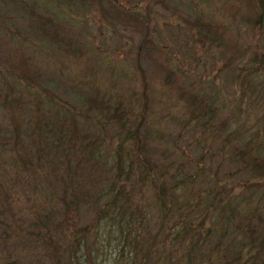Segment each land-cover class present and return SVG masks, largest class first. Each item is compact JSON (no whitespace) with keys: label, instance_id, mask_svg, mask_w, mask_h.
<instances>
[{"label":"rangeland","instance_id":"1","mask_svg":"<svg viewBox=\"0 0 264 264\" xmlns=\"http://www.w3.org/2000/svg\"><path fill=\"white\" fill-rule=\"evenodd\" d=\"M256 4L257 0H0V264H67L73 234L93 221L90 201L104 181L101 171L85 165L83 154L69 159L71 167L86 166L75 173L74 199L62 189L66 178L57 182L47 166L48 182H32L13 159L12 125L3 111L6 102L23 134L35 113L44 115L45 122H57V110L69 111L78 120L83 142L99 135L96 158L103 171L118 129L108 119L112 109L128 112L126 119L135 125L144 110L139 125L145 127L148 155L166 179L174 178L168 182L171 187L197 168L204 180L228 186L242 198L253 179L233 162L234 149L247 144V153L254 156L252 150L261 147L264 156V130L259 131L264 110L258 107L263 92L257 85L264 82V30L261 23L254 24ZM115 7L139 13L146 21L151 35L147 50L132 46L103 18ZM30 12L52 21V28L44 26L45 35H36L39 24ZM240 54L256 58L250 65L239 59ZM21 66L27 79L13 82L10 72L21 73ZM251 67L258 74L243 93L238 75ZM196 99L211 103L214 112L209 118L191 117ZM100 105L109 111L100 110ZM246 116L250 134L241 142L230 138L222 143ZM244 209V216H251L252 209L260 215L264 202L251 201ZM111 258L112 251L104 258L90 254L87 264H108Z\"/></svg>","mask_w":264,"mask_h":264},{"label":"trees","instance_id":"2","mask_svg":"<svg viewBox=\"0 0 264 264\" xmlns=\"http://www.w3.org/2000/svg\"><path fill=\"white\" fill-rule=\"evenodd\" d=\"M30 15L39 24L36 35H45L44 26L52 28L50 19L34 12ZM254 15V24L261 23L264 30V0H257ZM103 18L132 46L146 50L150 46L151 35L139 13L115 7L112 15L103 13ZM255 58L254 54L245 59L242 55L239 57L250 65ZM244 70L238 75L239 88L246 93L252 87L251 77L258 73L254 67ZM20 71L10 72L13 82L18 78L27 79L23 66ZM257 85L263 92L258 107L264 110V82ZM253 88H256L255 83ZM255 96L253 103L256 102ZM9 104L4 103L3 111L9 115L12 125V151L16 153L13 159L20 162L21 169L32 182H48L44 174L47 166L52 169L50 176L57 182L66 178V187L62 189L70 191L74 199L75 173L86 166L78 163L71 167L69 159L72 156L85 154V165H91L92 171L103 173L101 190L95 196L97 198L90 201L93 221L73 234L67 264H87L90 254L104 258L110 251L112 260L108 264H264V211L260 215L254 214L255 208L251 210V216H244V205L251 201L264 202V156L260 155L258 144L255 145L258 148L252 150L254 156L247 153V144L242 150L234 149L233 162L250 173L253 179L244 195L239 196L242 198L237 199L228 186H218L208 178L204 180L197 168L192 175L176 180L171 187L168 182L174 178L166 179L162 168L148 155L145 127L139 125L143 122L144 110L140 123L135 125L126 119L128 112L112 109L113 114L108 119L115 122L118 129L110 141L109 148L113 146L114 150L103 171L96 158L99 135H95L92 141L83 142L78 120L69 111L57 110V122H45L44 115L35 113L28 133L23 134ZM192 104L191 117L196 120L209 118L214 112L211 103L205 105L196 99ZM98 108L109 111L104 105ZM245 119L247 116L224 138L219 134L222 143L230 138L234 143L241 142L247 132L250 134ZM259 123V131L264 130V119ZM55 153L56 157L51 156ZM62 203L65 212L67 206L64 201ZM46 239L51 241L49 237ZM42 242L47 246V240ZM47 244L50 246L49 242Z\"/></svg>","mask_w":264,"mask_h":264}]
</instances>
